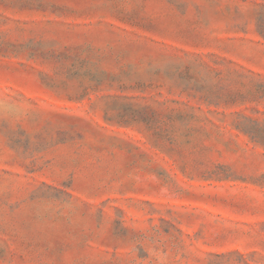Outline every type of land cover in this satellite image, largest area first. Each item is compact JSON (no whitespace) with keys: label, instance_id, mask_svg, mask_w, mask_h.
<instances>
[{"label":"rangeland","instance_id":"obj_1","mask_svg":"<svg viewBox=\"0 0 264 264\" xmlns=\"http://www.w3.org/2000/svg\"><path fill=\"white\" fill-rule=\"evenodd\" d=\"M0 264H264V0H0Z\"/></svg>","mask_w":264,"mask_h":264}]
</instances>
